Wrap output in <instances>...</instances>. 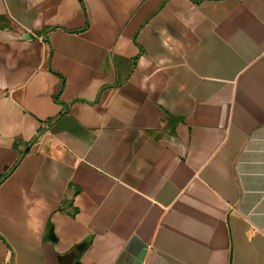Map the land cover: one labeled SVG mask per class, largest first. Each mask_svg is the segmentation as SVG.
<instances>
[{
	"label": "crops",
	"instance_id": "crops-1",
	"mask_svg": "<svg viewBox=\"0 0 264 264\" xmlns=\"http://www.w3.org/2000/svg\"><path fill=\"white\" fill-rule=\"evenodd\" d=\"M11 169L0 264H264V0H0Z\"/></svg>",
	"mask_w": 264,
	"mask_h": 264
},
{
	"label": "trees",
	"instance_id": "trees-1",
	"mask_svg": "<svg viewBox=\"0 0 264 264\" xmlns=\"http://www.w3.org/2000/svg\"><path fill=\"white\" fill-rule=\"evenodd\" d=\"M17 166V164L15 165V167ZM14 167V168H15ZM12 172V169L11 170H9V172L0 180V181H2L3 179H5L10 173Z\"/></svg>",
	"mask_w": 264,
	"mask_h": 264
}]
</instances>
